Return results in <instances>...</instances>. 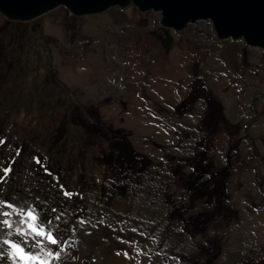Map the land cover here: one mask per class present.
Returning <instances> with one entry per match:
<instances>
[{
  "label": "rangeland",
  "instance_id": "374dc122",
  "mask_svg": "<svg viewBox=\"0 0 264 264\" xmlns=\"http://www.w3.org/2000/svg\"><path fill=\"white\" fill-rule=\"evenodd\" d=\"M160 18L134 4L83 15L58 5L25 21L0 12V40L11 39L13 54L24 45L20 65L5 50L0 57V196L61 216L66 252L57 264H108L117 247L133 264H264V130L252 135L256 153L241 144L250 117L264 128V49L219 38L209 17L180 29ZM163 80L169 91L155 86ZM244 85L249 96L228 106ZM192 89L191 106L177 107ZM209 95L224 119L210 137L200 129ZM64 96L93 104L117 132L94 133L90 116L57 141ZM134 98L164 133L131 121ZM206 139L210 149L199 153ZM224 167L219 198L205 171Z\"/></svg>",
  "mask_w": 264,
  "mask_h": 264
},
{
  "label": "water",
  "instance_id": "95a60500",
  "mask_svg": "<svg viewBox=\"0 0 264 264\" xmlns=\"http://www.w3.org/2000/svg\"><path fill=\"white\" fill-rule=\"evenodd\" d=\"M128 4L160 11V23L175 29L197 17H209L219 38L242 36L264 49V0H0V12L8 19L25 21L58 5L83 15Z\"/></svg>",
  "mask_w": 264,
  "mask_h": 264
},
{
  "label": "snow or ice",
  "instance_id": "6c2138e0",
  "mask_svg": "<svg viewBox=\"0 0 264 264\" xmlns=\"http://www.w3.org/2000/svg\"><path fill=\"white\" fill-rule=\"evenodd\" d=\"M8 171L4 170L5 176ZM63 194L72 196L67 191ZM50 211L55 213L57 209L52 207ZM60 219L59 215L47 216L38 206L14 204L0 196V262L57 264L62 261L66 246H62Z\"/></svg>",
  "mask_w": 264,
  "mask_h": 264
},
{
  "label": "trees",
  "instance_id": "16d2710c",
  "mask_svg": "<svg viewBox=\"0 0 264 264\" xmlns=\"http://www.w3.org/2000/svg\"><path fill=\"white\" fill-rule=\"evenodd\" d=\"M10 43L11 39L3 42V40H0V57L4 59L3 51L7 52L8 54V61L9 65L10 63H17L20 65V62L22 60L21 54L24 52V45L22 42H18L17 44V49L15 53L13 54V48H10ZM13 47V44L11 45ZM24 67H26V62H23ZM51 75V74H50ZM196 90L192 89L188 95V97H185L181 102H179L177 107H180L182 109H187L191 106L192 103V98L196 96ZM66 99L63 101L62 98L60 97L59 101L60 104L58 105L59 107H56L58 109V112L60 111V108L63 106V111L62 114H60V120L57 122L56 125V140H61L65 135L68 134L69 128L68 126L71 124H76L78 126H84L86 124V121L89 122L90 116L94 117L95 119H99V114L95 109L92 108L93 104L83 102L80 99L75 100L73 103V100L68 96H64ZM79 98V97H78ZM68 99L70 101H68ZM72 100V101H71ZM207 102H208V107L206 109V112L202 116L201 122H200V129H202L204 132L209 134V137L217 133L219 130L223 129V115H222V105L220 101L215 99L214 97H211L210 95L207 97ZM88 116V117H87ZM99 121V120H98ZM96 122L95 127H97L94 131L96 134H102L101 136H111V134H114L115 131L112 129L110 125L107 124L105 121H99ZM105 127V128H104ZM104 128V129H103ZM205 133V134H206ZM209 143H211V139L208 138ZM125 142V141H124ZM207 139L206 143L204 144L205 146L201 147L202 152L203 149L207 152L208 149H210L209 144H207ZM202 152V154H204ZM127 153V151H126ZM126 155H132L131 151H129ZM127 156V157H128ZM193 172L195 173V169L197 168L196 165H199V163L195 164L193 162ZM196 166V167H195ZM205 168V164L203 165ZM206 169V168H205ZM192 172V173H193ZM210 173L211 177H213V188L214 191L217 193L218 197L224 196L226 193V181L228 179V170L225 171V167L221 169L220 173H214L211 170H206L205 173ZM212 172V173H211ZM193 173V174H194ZM191 184L192 181H191ZM192 186V185H189ZM225 198V197H224Z\"/></svg>",
  "mask_w": 264,
  "mask_h": 264
},
{
  "label": "bare ground",
  "instance_id": "6f19581e",
  "mask_svg": "<svg viewBox=\"0 0 264 264\" xmlns=\"http://www.w3.org/2000/svg\"><path fill=\"white\" fill-rule=\"evenodd\" d=\"M130 64V63H129ZM64 73V75L66 74H70L69 72H66L64 70H62ZM66 73V74H65ZM120 75V74H119ZM129 79V78H128ZM133 86V85H132ZM131 86V87H132ZM155 86H157L158 89L162 88L165 91H169V89L167 88V85H164L163 83H161L160 81L155 82ZM130 87V86H129ZM234 97L232 96L231 100H233ZM142 102L139 98H134L133 101V109H134V114H131L130 116L132 117L131 121L137 125H139L143 131L145 132H156V134H159L160 132L164 133L162 129H157L154 127V125L152 123H149L150 119H152L150 113L148 112L147 109L142 107ZM116 108V107H115ZM114 109V108H113ZM115 110V109H114ZM257 130H259V128H255V131L257 132ZM258 219L261 220V217H257L256 216V220L258 222V224L260 223L258 221ZM121 235V233H120ZM119 235V236H120ZM118 236V235H117ZM109 244V243H108ZM110 245V244H109ZM115 247V246H112ZM120 247H123L122 245ZM125 248V247H124ZM117 252H115V250H113L112 252L110 251L109 255H108V259H107V263L108 264H122L123 262L125 264H133V260L132 257H130L129 255H124L125 259H127V261H124L122 256H120V254L122 255L123 251H119L118 247L116 248ZM124 250V249H123ZM118 253V254H117ZM118 255V256H117ZM5 261L0 262V264H4Z\"/></svg>",
  "mask_w": 264,
  "mask_h": 264
},
{
  "label": "crops",
  "instance_id": "0c3cea01",
  "mask_svg": "<svg viewBox=\"0 0 264 264\" xmlns=\"http://www.w3.org/2000/svg\"><path fill=\"white\" fill-rule=\"evenodd\" d=\"M178 50H176L175 52H177ZM211 64L212 65H215L216 66V64L219 66L220 64H221V61H220V59L214 54V56H212L211 57ZM223 78H226L225 76L223 77ZM161 83H163L164 85H166V83L164 82V80L163 81H161ZM246 86L247 85H244V86H242V87H240V88H238V89H235V87H233L231 90V92H230V94H229V98L230 99H228L227 100V105L228 106H230V104H232V102H233V100L235 99V95L236 96H239V95H241L243 92V95H247V96H249V94H248V91H246V90H248V89H246ZM232 96L234 97V99L233 100H231V98H232ZM230 103V104H229ZM226 117V116H225ZM264 117V116H263ZM262 118V117H261ZM261 118H260V120H261ZM248 119V118H247ZM246 119V120H247ZM248 120H251V121H247L248 122V124L249 123H252L253 124V127L250 129V131H251V134H250V132L248 131V127L250 126V124L248 125V127L246 128V135H249L251 138H253V136L252 135H254V136H258L259 134H260V131L261 130H264V128H263V125H261V122H259V121H257V120H253V117H250ZM226 121V120H225ZM254 121V122H253ZM246 124V123H245ZM259 128V130H257V132L255 131V128ZM263 128V129H262ZM246 135H243L244 137H243V139H242V141H241V144H243V145H246V146H249L248 148L251 150H253L254 151V153H256V151H255V149L257 150V145H256V140L254 139V141H255V143H253L252 144V146L251 145H247L245 142H244V139L246 138ZM259 141V140H258ZM260 142H261V140H260ZM262 143V142H261ZM258 155H260V154H258Z\"/></svg>",
  "mask_w": 264,
  "mask_h": 264
}]
</instances>
